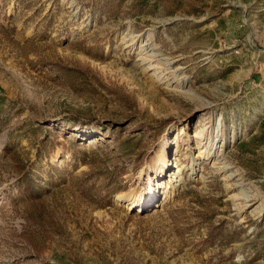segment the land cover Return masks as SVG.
<instances>
[{"label":"rangeland","instance_id":"rangeland-1","mask_svg":"<svg viewBox=\"0 0 264 264\" xmlns=\"http://www.w3.org/2000/svg\"><path fill=\"white\" fill-rule=\"evenodd\" d=\"M0 264H264V0H0Z\"/></svg>","mask_w":264,"mask_h":264},{"label":"bare ground","instance_id":"bare-ground-1","mask_svg":"<svg viewBox=\"0 0 264 264\" xmlns=\"http://www.w3.org/2000/svg\"><path fill=\"white\" fill-rule=\"evenodd\" d=\"M159 165L155 169V176L169 174L173 180V173L171 172L172 161L170 158V150L168 145H166L161 154L158 157ZM153 171V169H152ZM159 182L156 183V178L152 177L150 174L146 177L144 184L141 186L140 190L133 193L127 201V206L130 209L146 207L155 200L157 197Z\"/></svg>","mask_w":264,"mask_h":264}]
</instances>
